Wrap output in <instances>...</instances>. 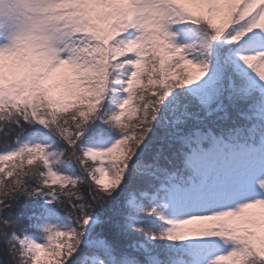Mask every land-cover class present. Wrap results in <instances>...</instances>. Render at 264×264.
Wrapping results in <instances>:
<instances>
[{
  "label": "snow or ice",
  "instance_id": "6c2138e0",
  "mask_svg": "<svg viewBox=\"0 0 264 264\" xmlns=\"http://www.w3.org/2000/svg\"><path fill=\"white\" fill-rule=\"evenodd\" d=\"M0 264H264V0H0Z\"/></svg>",
  "mask_w": 264,
  "mask_h": 264
}]
</instances>
